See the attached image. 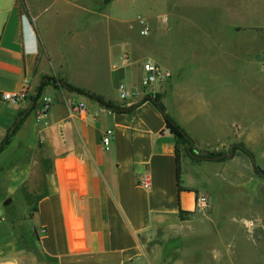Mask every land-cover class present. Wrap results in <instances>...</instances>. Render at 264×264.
<instances>
[{
    "label": "crops",
    "instance_id": "0c3cea01",
    "mask_svg": "<svg viewBox=\"0 0 264 264\" xmlns=\"http://www.w3.org/2000/svg\"><path fill=\"white\" fill-rule=\"evenodd\" d=\"M122 6L123 0H0V95L22 89L28 93L16 104L0 98V145L17 125L0 150V264H179L188 254L183 247L195 244L194 230L204 226L187 225L179 211L196 215V196L213 201L217 182L249 190L259 185L249 153L236 149L231 158L216 160L200 152L224 150L246 139L254 142L258 132L251 119L264 115V103L249 99L243 106L240 80L217 77L206 68L202 79L190 80L174 57L171 40L178 22L171 19L147 57L174 76L154 95L159 93L160 107L192 141L197 158L192 162L178 149V190L176 139L162 113L141 93L132 102L118 99L117 85L137 88L141 74L139 68L135 81L130 63L122 59V54L136 58L140 53ZM241 21L255 23H236ZM243 34L255 49L256 31L249 28ZM89 38L100 42L88 45L84 40ZM123 38L130 48L114 51L118 62L111 63L96 87L70 81L73 61L91 54L99 62L104 39L113 54ZM187 48L186 43L185 57L192 53ZM65 85L124 110H109ZM43 97L52 100L45 125L37 119ZM108 131L113 139L104 150L100 140ZM145 172L148 189L136 185V177ZM225 229H216L213 245L239 242L226 238ZM202 244L212 242L206 238ZM153 245L155 253L149 255ZM164 245L172 247L167 257L158 252Z\"/></svg>",
    "mask_w": 264,
    "mask_h": 264
},
{
    "label": "rangeland",
    "instance_id": "374dc122",
    "mask_svg": "<svg viewBox=\"0 0 264 264\" xmlns=\"http://www.w3.org/2000/svg\"><path fill=\"white\" fill-rule=\"evenodd\" d=\"M122 7L127 9V17L134 26L133 31L129 32L130 38L136 42L137 51L140 52L136 58L129 53L122 54V59L128 61V67L134 71L135 81L139 78L142 61L151 60L147 55L154 51L161 39L156 37L157 33L161 30L168 31L171 19H175L178 22V34L171 40L176 46H172L175 48L174 57L188 70L190 80L202 79L201 69L206 68L217 77L240 80L243 106L248 104L249 99H254L258 105L264 103V0H252L251 3L250 0H123ZM136 14L142 16L133 22ZM240 19H250L255 23L252 26L244 21L236 23ZM144 25L148 27V33L142 36L140 30ZM249 28L257 33L255 49L252 40L243 34ZM237 32L240 34H236ZM84 41L90 45L100 42V39L89 38ZM186 43L187 49L192 53L185 57ZM102 46L105 53L100 55L102 60L99 62L93 61L91 54L82 55L81 62L73 61L68 75L71 82L96 87L101 78L108 76L107 68L111 63L118 62L114 51L130 48L131 45L123 38L116 44L117 47L114 46L113 54L105 39ZM57 83L53 80V84ZM150 94L147 90L141 92L143 96ZM158 95L156 93L154 97L159 99ZM251 113L250 115H254V112ZM253 119L258 132L253 136L254 142L250 143L246 139L224 150L201 151L200 155L211 159L226 154L231 149L247 151L253 156L256 165L260 181L258 187L256 190L238 189L217 182L214 199L209 202V206L196 215L182 217V220L188 221L187 225L204 226L194 230V234L197 233L195 244L183 247L182 250L188 251V254H183V261L179 264H264V115L251 120ZM247 120L240 118L243 123ZM178 149L190 161L197 162L193 147L188 143L179 144ZM220 227L226 228V238L236 237L239 242L235 245H213V239L217 238L216 229ZM206 238L212 244L200 245ZM158 248V252L162 251L166 257L172 249L168 245ZM154 249V245L148 248L149 255L152 250L155 253Z\"/></svg>",
    "mask_w": 264,
    "mask_h": 264
},
{
    "label": "built area",
    "instance_id": "2783aa9c",
    "mask_svg": "<svg viewBox=\"0 0 264 264\" xmlns=\"http://www.w3.org/2000/svg\"><path fill=\"white\" fill-rule=\"evenodd\" d=\"M24 19L25 17L23 18V20ZM140 22L143 23L141 19ZM147 33L148 27L144 25L143 28L140 30V34L142 36H145L147 35ZM140 72L141 74L139 78V86L137 88L128 87L125 83H119L117 85L116 91L118 99L120 101H130L144 90L149 91V93H151L149 96L153 98L155 96L154 92L156 90L166 87L174 78L170 70H168L161 64L149 59L142 61L140 65ZM0 98L5 103L16 104L26 100L28 98V93L26 89H22L21 91L4 92L0 95ZM51 102V98L43 97L42 107L40 108L37 115V119L42 121L44 125L45 121H43V119L45 117V111L47 110ZM84 108V104L78 105V110L80 112L84 111ZM112 139L113 136L110 131L104 133L100 140L102 149L107 150L112 142ZM136 185L144 189L149 188V176L146 172L136 177ZM209 202V198L205 195L196 196L194 201L195 210L201 211L207 208L209 206Z\"/></svg>",
    "mask_w": 264,
    "mask_h": 264
},
{
    "label": "trees",
    "instance_id": "16d2710c",
    "mask_svg": "<svg viewBox=\"0 0 264 264\" xmlns=\"http://www.w3.org/2000/svg\"><path fill=\"white\" fill-rule=\"evenodd\" d=\"M65 86L69 90L74 91V92H76L78 94H81L83 96H86L88 99L92 100L93 102L97 103L98 105L103 106V107H105V108H107L109 110H113V109H116V111H123L124 110L122 108L116 107L113 102L106 101L102 96L95 95V94L90 93L88 91H85V90H82V89H77V88H74V87L69 86V85H65ZM38 94H39V91L37 92V95ZM144 99L145 100H151L152 98L150 96H145ZM153 99L155 101H157V102L159 101V99L156 98V97H154ZM31 104H32L31 106L34 105V99L32 100ZM125 111H126V109H125ZM163 117H164L166 129L176 139V148H175L176 181H177L178 190H181V188L179 186L181 171H180V156H179L178 146H179V144L181 145V143H188L190 145V139L186 136L185 132L172 119H170L167 115L163 116ZM16 127H17V125H15V127L10 131V133L7 135V137L2 141V143L0 145V150L3 148V145L7 144L8 139L14 134V131H15ZM243 151L248 153L245 150H243ZM188 152L190 153V149L188 150ZM255 172L257 173L256 170H255ZM188 215H189V213H187V212L179 211V217H180L181 220H182L183 216H188Z\"/></svg>",
    "mask_w": 264,
    "mask_h": 264
},
{
    "label": "water",
    "instance_id": "95a60500",
    "mask_svg": "<svg viewBox=\"0 0 264 264\" xmlns=\"http://www.w3.org/2000/svg\"><path fill=\"white\" fill-rule=\"evenodd\" d=\"M152 101H154V103L156 104L157 108H158L159 111L162 113V115H163V116H166L164 110L160 107V105L158 104V102L155 101L153 98H152ZM133 108H134V107H133ZM113 110H116V109H113ZM192 144H193L192 141H190V145H192ZM249 154H250V153H249ZM232 155H233V150L231 149L228 153H226V154H221V155L215 157V159H216V160H219V159H229V158L232 157ZM250 157H251V160H252V162H253V164H254V160H253V157H252L251 154H250Z\"/></svg>",
    "mask_w": 264,
    "mask_h": 264
}]
</instances>
